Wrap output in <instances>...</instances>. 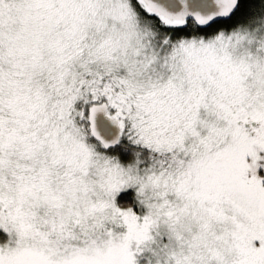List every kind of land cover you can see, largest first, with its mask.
<instances>
[{
	"label": "snow or ice",
	"instance_id": "1",
	"mask_svg": "<svg viewBox=\"0 0 264 264\" xmlns=\"http://www.w3.org/2000/svg\"><path fill=\"white\" fill-rule=\"evenodd\" d=\"M0 264H264V0H0Z\"/></svg>",
	"mask_w": 264,
	"mask_h": 264
}]
</instances>
